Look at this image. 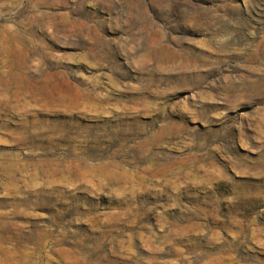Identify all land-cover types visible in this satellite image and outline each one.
I'll list each match as a JSON object with an SVG mask.
<instances>
[{
    "label": "rangeland",
    "instance_id": "rangeland-1",
    "mask_svg": "<svg viewBox=\"0 0 264 264\" xmlns=\"http://www.w3.org/2000/svg\"><path fill=\"white\" fill-rule=\"evenodd\" d=\"M258 79L264 0H0V264H264Z\"/></svg>",
    "mask_w": 264,
    "mask_h": 264
},
{
    "label": "bare ground",
    "instance_id": "bare-ground-1",
    "mask_svg": "<svg viewBox=\"0 0 264 264\" xmlns=\"http://www.w3.org/2000/svg\"><path fill=\"white\" fill-rule=\"evenodd\" d=\"M24 50V49H23ZM24 55V54H23ZM16 57V56H15ZM22 58V56H21ZM24 60V59H23ZM43 83V82H42ZM254 87L256 88H260L262 86H264V80L263 79H258L256 80L255 82H253L252 84ZM33 86V85H32ZM34 87V86H33ZM44 88V87H43ZM228 89V87H227ZM235 88H230V90H233L234 91ZM263 89V88H262ZM81 91V90H80ZM83 91V90H82ZM52 98V97H51ZM50 98V99H51ZM99 98V97H98ZM95 99V98H94ZM49 100V99H48ZM76 102V101H75ZM5 107V106H4ZM3 111V109L1 110ZM0 111V112H1ZM11 111V110H10ZM258 126H259V131H258V137H259V141L258 143L261 145V146H264V117L258 119ZM231 137V136H230ZM257 137V136H256Z\"/></svg>",
    "mask_w": 264,
    "mask_h": 264
}]
</instances>
